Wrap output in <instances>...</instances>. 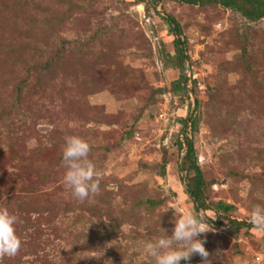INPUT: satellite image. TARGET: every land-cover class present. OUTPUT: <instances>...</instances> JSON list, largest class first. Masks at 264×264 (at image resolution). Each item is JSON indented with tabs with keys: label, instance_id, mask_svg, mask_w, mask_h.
<instances>
[{
	"label": "rangeland",
	"instance_id": "374dc122",
	"mask_svg": "<svg viewBox=\"0 0 264 264\" xmlns=\"http://www.w3.org/2000/svg\"><path fill=\"white\" fill-rule=\"evenodd\" d=\"M166 15L188 45L184 97L169 91L180 72L164 65ZM191 111L198 131L184 133ZM187 134L207 183L209 259L264 264V231L229 229L264 206V19L178 0H0V206L23 241L0 264H155L146 242L196 212L176 142ZM68 135L103 172L84 202L63 182Z\"/></svg>",
	"mask_w": 264,
	"mask_h": 264
},
{
	"label": "clouds",
	"instance_id": "9594fccd",
	"mask_svg": "<svg viewBox=\"0 0 264 264\" xmlns=\"http://www.w3.org/2000/svg\"><path fill=\"white\" fill-rule=\"evenodd\" d=\"M64 139L63 182L71 190L74 199L84 202L99 194L103 172L89 158L91 145L85 138L68 135ZM255 195L257 199L264 200V193L257 192ZM18 222V216L10 212L7 206H0V260L15 257L22 247L23 241L16 231ZM250 222L255 228L264 230V206L252 208ZM173 223L171 235L163 229L166 235L155 237L145 244V252L154 259L155 264H180L182 260H190L194 254L202 258L203 264H212L210 253L205 247L206 240L199 238L212 231L203 213L185 212L179 218L175 217Z\"/></svg>",
	"mask_w": 264,
	"mask_h": 264
},
{
	"label": "trees",
	"instance_id": "16d2710c",
	"mask_svg": "<svg viewBox=\"0 0 264 264\" xmlns=\"http://www.w3.org/2000/svg\"><path fill=\"white\" fill-rule=\"evenodd\" d=\"M138 2L144 3L147 1H152L154 4L157 3L158 0H137ZM171 1V0H170ZM182 3L200 7H209L212 5H220L225 9H230L237 13H240L241 16L248 21L257 22L264 19V0H178ZM164 21L169 26L172 35L175 36L174 39V52L175 53H166L164 59V65L171 64L174 68L178 69L180 72V77L178 81L171 84V91L174 95L177 96H188L189 89L187 88V68L186 62L190 60L188 54V45L186 40H183V29L178 20L171 15H166ZM163 52V51H162ZM242 60H244L242 58ZM244 64V69L251 70V64ZM198 104V101H197ZM194 112V111H193ZM191 111L189 116L185 119H181L182 131L185 133L187 130L193 131L196 133L198 131L199 125V117L194 115ZM130 137V134H128ZM178 151H185V155L182 157L183 161L180 163V171H185L190 177L188 178V183L186 184L187 193L190 198L193 200L195 205L196 212H200L201 210H209L211 209L210 204L207 203V195L206 188L207 183L205 178L203 177L201 167L198 163V156L196 154V148L194 146V142L189 138V135H185L184 143L177 139ZM166 151L164 163L166 160ZM165 174V172H163ZM264 181V179H263ZM147 204L151 206H157L158 202L153 200H148ZM216 207L224 210L225 212H230L232 209H235L234 205H229L224 202L216 203ZM232 233L237 234L238 230L243 228L245 229H253L255 226L252 223H249L245 220H232L230 221L229 226ZM264 231V230H263Z\"/></svg>",
	"mask_w": 264,
	"mask_h": 264
}]
</instances>
